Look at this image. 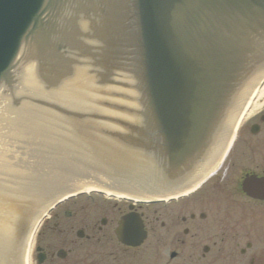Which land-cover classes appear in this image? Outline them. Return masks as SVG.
I'll use <instances>...</instances> for the list:
<instances>
[{"label":"water","instance_id":"water-1","mask_svg":"<svg viewBox=\"0 0 264 264\" xmlns=\"http://www.w3.org/2000/svg\"><path fill=\"white\" fill-rule=\"evenodd\" d=\"M37 68L72 93L34 87ZM262 72L264 0H0V264H26L41 214L71 192L153 199L198 184L220 155L186 167L233 130ZM151 177L189 181L167 193ZM115 234L146 236L137 213Z\"/></svg>","mask_w":264,"mask_h":264},{"label":"flooded vegetation","instance_id":"flooded-vegetation-1","mask_svg":"<svg viewBox=\"0 0 264 264\" xmlns=\"http://www.w3.org/2000/svg\"><path fill=\"white\" fill-rule=\"evenodd\" d=\"M256 99L248 102L249 110ZM256 102L224 158L192 193L205 191L192 200L208 211L158 219L154 209L145 221L139 205L87 194L88 204L71 211L57 204L43 220L35 264H264V96ZM94 195L103 199L96 203L100 199ZM130 211L140 214L147 232L136 246L114 233L119 218Z\"/></svg>","mask_w":264,"mask_h":264},{"label":"rangeland","instance_id":"rangeland-1","mask_svg":"<svg viewBox=\"0 0 264 264\" xmlns=\"http://www.w3.org/2000/svg\"><path fill=\"white\" fill-rule=\"evenodd\" d=\"M205 194L204 190H199L197 194ZM195 195H188L178 200L171 201L170 203H140V211H142L144 215L145 221L150 220L152 218L151 211L156 209L157 215L159 216L158 219H176L180 215L187 216L189 212L192 210L198 212L201 210L208 211L207 207L204 206L203 203L200 202H193L192 198ZM94 197L99 198V195H94ZM100 200L95 201L96 203L100 202L102 197L99 198ZM110 201V200H107ZM89 202L86 199L85 195H78L76 197L70 198L64 201L61 205L64 206L65 209L71 211L73 209H78ZM94 205V203H93ZM92 208V207H91ZM94 209V208H92ZM35 241H36V234L29 239L27 250H26V264H35L34 261V254H35ZM188 264H201L200 262L189 261Z\"/></svg>","mask_w":264,"mask_h":264},{"label":"bare ground","instance_id":"bare-ground-1","mask_svg":"<svg viewBox=\"0 0 264 264\" xmlns=\"http://www.w3.org/2000/svg\"><path fill=\"white\" fill-rule=\"evenodd\" d=\"M258 91V90H257ZM264 96V84L262 85V87L259 89V92H258V94H257V99H256V101H259L262 97ZM255 101V103L253 104V106H252V108L249 110V114L250 113H252L253 111H255V109L258 107L256 104H257V102ZM200 183V182H199ZM198 183V184H199ZM198 184H196L195 186H193L192 188H190L189 190H187V191H185V192H183V193H187V192H190L193 188H195ZM93 189H96V188H90V189H83L84 191L86 190V191H89V190H93ZM107 191V190H106ZM76 192V191H75ZM75 192H72V193H70V194H73V193H75ZM109 192H111V191H107V193L109 194ZM114 194H118V195H124V196H128V195H125V194H120V193H115V192H113ZM112 194V193H111ZM117 196V195H116ZM174 196H177V195H174ZM132 197V196H131ZM132 198H134V199H138V200H143V201H147V200H151V199H145V198H137V197H132ZM164 198H167V197H164ZM153 199H156V198H153ZM38 224H39V221H37V223H36V225H35V227L33 228V230H32V233H31V235H30V238H32L33 237V234L35 233V231H36V229H37V227H38ZM29 238V239H30Z\"/></svg>","mask_w":264,"mask_h":264}]
</instances>
